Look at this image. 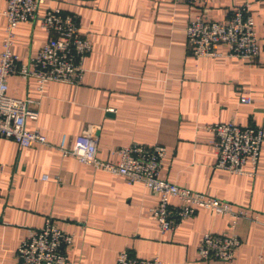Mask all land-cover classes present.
Here are the masks:
<instances>
[{"label": "crops", "instance_id": "0c3cea01", "mask_svg": "<svg viewBox=\"0 0 264 264\" xmlns=\"http://www.w3.org/2000/svg\"><path fill=\"white\" fill-rule=\"evenodd\" d=\"M243 1L214 0L200 8L173 0H45L39 15L48 7L76 13L91 51L80 84L51 81L40 93L35 79L8 77V94L38 98V116L26 126L38 129L48 145L19 147L0 138V264H17L15 250L27 230L42 227L47 217L73 236L68 256L75 264H116L123 249L164 264H264V149L254 176L215 168L214 136L206 128L264 122V0L250 6L260 46L254 60L228 56L224 46L223 55L195 58L185 35L192 14L203 10L222 21ZM3 9L0 0V52ZM46 39L39 22H21L13 51L27 61ZM84 132L95 137L97 156L112 162L121 145H164L163 179L247 215L231 228L229 215L200 208L174 230L161 232L149 211L157 194L55 147L63 135L72 147ZM205 232L240 238L232 260L199 259Z\"/></svg>", "mask_w": 264, "mask_h": 264}, {"label": "built area", "instance_id": "2783aa9c", "mask_svg": "<svg viewBox=\"0 0 264 264\" xmlns=\"http://www.w3.org/2000/svg\"><path fill=\"white\" fill-rule=\"evenodd\" d=\"M173 1L205 8L214 0ZM44 2L4 0L1 12L5 17V31L0 52V138L11 139L19 147L34 143L48 145V142L38 129L30 130L26 126L28 118L38 116V98H17L8 94V77L18 75L24 79L33 78L40 93L44 85L51 81L80 84L85 71V58L91 51L90 41L80 31L78 15L59 7H48L39 15ZM251 2L244 0L229 18L222 21L209 18L203 10L192 14L185 27L190 54L195 58L220 56L223 55L220 47L224 46L228 56L256 59L260 46L254 31ZM21 22H39L47 34L46 41L27 61L13 51L15 28ZM240 101L250 102L251 98L240 96ZM206 128L214 136L215 168L249 176L257 173L260 153L264 149V122L248 126L232 121L219 122ZM55 147L64 156L71 155L83 164L119 175L128 183L140 182L157 194L158 201L149 211L161 232L174 230L181 220L193 216L200 208L229 215L231 228L240 217L247 215L243 208H236L229 202L163 179L160 172L166 154L164 145L144 146L134 142L118 146L113 151L118 156L115 162L97 156V142L91 132L79 134L72 147L66 145V136L63 135ZM2 167L0 162V172ZM171 200H176V203ZM72 241L70 233L47 217L42 227L27 230L15 250L17 264H75L68 256V246ZM240 242V238L233 233L205 232L197 248L198 257L204 261H230ZM116 264L164 263L158 257L140 258L123 249L116 256Z\"/></svg>", "mask_w": 264, "mask_h": 264}, {"label": "trees", "instance_id": "16d2710c", "mask_svg": "<svg viewBox=\"0 0 264 264\" xmlns=\"http://www.w3.org/2000/svg\"><path fill=\"white\" fill-rule=\"evenodd\" d=\"M63 11H65V10H63ZM65 12H68V11H65ZM71 13H73V12H71ZM76 14V13H75Z\"/></svg>", "mask_w": 264, "mask_h": 264}, {"label": "rangeland", "instance_id": "374dc122", "mask_svg": "<svg viewBox=\"0 0 264 264\" xmlns=\"http://www.w3.org/2000/svg\"><path fill=\"white\" fill-rule=\"evenodd\" d=\"M229 18V17H228ZM11 140V139H10Z\"/></svg>", "mask_w": 264, "mask_h": 264}]
</instances>
